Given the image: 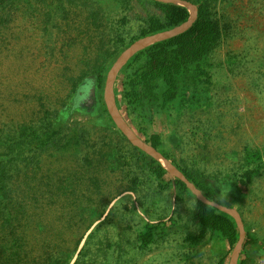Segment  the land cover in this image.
I'll return each mask as SVG.
<instances>
[{
  "label": "rangeland",
  "instance_id": "1",
  "mask_svg": "<svg viewBox=\"0 0 264 264\" xmlns=\"http://www.w3.org/2000/svg\"><path fill=\"white\" fill-rule=\"evenodd\" d=\"M209 1L222 31L221 41L191 68L174 102L165 108L147 105L134 116L129 114L121 100V83L135 64L127 70L123 66L114 77L110 96L137 138L142 140L143 130L147 136L159 134L163 154L216 188L223 204L218 205L238 217L243 238L247 233L255 241L250 253L255 250L254 255L260 256L250 259V264H262L264 0ZM137 4L125 0L4 1L0 8V103L20 101L5 114L21 121L32 112L23 94L42 91L52 99L68 97L55 129L67 137L75 133V126L87 130V145H107L103 149L108 154L100 163L110 169L116 167L118 154L133 155L131 170L123 174L126 177L121 171L103 175L107 180L119 177L109 194L125 192L91 229L96 230L83 256L86 264H218L227 251L218 234H208L196 248L185 242L187 235L197 234L194 199L155 179L147 168L149 160L130 149L129 145L134 146L109 113L115 110L107 99L106 81L112 65L127 49L123 46L137 35L136 17L142 10ZM116 36L121 37L117 45ZM115 50L118 54L108 58ZM99 65L105 77L102 89L97 88L94 75ZM144 235L152 242L142 248ZM231 254L225 264H230Z\"/></svg>",
  "mask_w": 264,
  "mask_h": 264
},
{
  "label": "trees",
  "instance_id": "2",
  "mask_svg": "<svg viewBox=\"0 0 264 264\" xmlns=\"http://www.w3.org/2000/svg\"><path fill=\"white\" fill-rule=\"evenodd\" d=\"M4 1L7 0H0V8H4ZM125 1H136L137 9L142 10L136 17L139 22L137 35L123 49L137 40L183 24L189 18L187 9L177 5L151 4L146 0ZM190 3L196 7L197 15L187 31L137 53L126 65L125 70L135 64V69L124 74L121 83V100L129 114L134 116L147 105L165 108L174 102L180 83L190 76L191 68L206 59L219 45L222 31L210 1ZM115 38L117 45L121 37ZM117 54L118 50H115L108 54V58L112 59ZM103 73L100 65L95 68L98 89H102L105 82ZM22 98L26 108L32 107L27 120L20 121L5 114L21 103L17 99L0 103V264H72L75 256L73 264H86L83 256L96 230L91 232V229L107 217L106 211L111 203L125 192L109 194L117 186L119 177L113 179L110 176L107 180L103 175H113L116 171L123 175L126 169L131 170L133 155L118 154L116 167L110 169L105 163H100V159L108 154L103 149L107 145H87V130L75 126V133L67 137L62 135V130L55 129L57 116L68 97L52 99L38 91L32 96L23 94ZM143 134L142 140L146 144L161 150L159 134L147 136L144 130ZM129 147L149 160L147 168L159 183L171 184L178 193H187L194 199L193 222L197 234L187 235L185 242L196 248L208 234H218L228 246L218 262L225 264L239 241L235 221L196 200L183 182L171 179L154 160L136 147ZM163 155L208 201L223 205L214 186ZM126 160L129 163H125ZM133 175L131 172L130 176ZM84 240L86 242L79 249ZM151 242L149 236L140 238L142 248ZM254 245L255 241L246 233L237 264H250Z\"/></svg>",
  "mask_w": 264,
  "mask_h": 264
},
{
  "label": "water",
  "instance_id": "3",
  "mask_svg": "<svg viewBox=\"0 0 264 264\" xmlns=\"http://www.w3.org/2000/svg\"><path fill=\"white\" fill-rule=\"evenodd\" d=\"M162 3L164 4H173V5H177V6H180V7H183V6H186L184 8H187L189 6V9L193 8L194 6L192 4H188V3H184L180 0H163L161 1ZM183 3L185 5H183ZM196 8V7H195ZM196 15H197V9H196ZM189 20H190V15H189V19L187 22H185L184 26L187 25V27H184L182 26V28L176 30V31H167V32H162V33H157V34H154L152 36H148V37H145V38H142V40H145V39H148V38H154L156 40L155 43H153L152 45L154 44H157V43H160L162 41H165V40H168L170 38H173L177 35H180L182 33H184L185 31H187L191 26L192 24L195 22L196 18L193 20L192 23H189ZM151 45V46H152ZM133 47V44L128 47L121 55L120 57L115 61L114 65L112 66L110 72H109V75H108V78H107V81H106V85H105V92L106 94L108 95L107 96V99L108 101L111 103L112 105V109L113 111L115 110V113H112V112H109L112 119L114 120V122L116 123L117 127L122 131V133L128 138V140L131 142V144L134 146V147H138L140 149H142L144 152H148V149L151 150V151H154L155 149H153L151 146L148 147L145 145L144 142L140 141L139 138H137L133 133L132 131L130 130V128L127 126V124L120 118L117 110L115 109V106H114V101L113 99L111 98L110 96V92H111V87H112V84H113V81H114V77L117 75L119 69L126 63V61H128L133 55H135L136 53H133L132 55H130L127 59H125L123 62H121V59H122V55L125 54L130 48ZM138 53V52H137ZM163 163L165 164L164 167L166 169V171L169 173V175L174 178V177H179V179L186 185V187L197 197V199L208 205V206H211L212 208H215L223 213H227L228 215H230L231 217H233L235 219V221L237 222V225H238V228H239V241L238 243L236 244V246L239 244L240 245V251H241V248H242V243L244 241V238H243V233H242V229H241V225H240V222H239V219L237 216H235L231 211L227 210L226 208H223L221 206H219L218 204L214 203V202H210L208 201L203 195L202 193L197 190L195 188V186L193 184H191L184 176L181 172H179L174 166L168 164L167 162H164ZM235 246V247H236ZM234 247V248H235ZM233 251V250H232ZM240 251H239V254H240ZM239 254H238V257H239ZM238 257L236 259V263L237 264V260H238Z\"/></svg>",
  "mask_w": 264,
  "mask_h": 264
},
{
  "label": "crops",
  "instance_id": "4",
  "mask_svg": "<svg viewBox=\"0 0 264 264\" xmlns=\"http://www.w3.org/2000/svg\"><path fill=\"white\" fill-rule=\"evenodd\" d=\"M193 10H195L196 11V8H195V6L193 7ZM187 11H188V9H187ZM188 13H189V11H188ZM189 15H190V13H189ZM189 19V18H188ZM188 21V20H187ZM184 24L185 23H183V24H180V25H178V26H176V27H173V28H171V29H169V30H167V31H176V30H178V29H180V28H182V26H184ZM167 31H165V32H167ZM162 33V32H161ZM163 42V41H162ZM150 47V46H149ZM148 48V47H147ZM147 48H145V49H147ZM145 49H143V50H145ZM142 50V51H143ZM141 52V51H140ZM139 53V52H138ZM137 54V53H136ZM135 54V55H136ZM135 55H133L128 61H126V63L123 65V66H126L127 64H128V62L135 56ZM141 63H143V61H141ZM114 65V64H113ZM112 65V66H113ZM123 66L119 69V71H118V73L119 72H121V70H122V68H123ZM117 73V74H118ZM157 134V133H156ZM160 138H161V136H160ZM140 141H142V142H144L143 140H141L140 139ZM145 143V142H144ZM145 145L146 146H148V147H150V145H148V144H146L145 143ZM161 148H162V146H161ZM137 149L139 150V151H141L143 154H145L146 156H148L150 159H152V160H154L157 164H159L160 166H161V168L166 172V173H168L167 171H166V169H165V167H164V163H163V161L164 162H167L168 164H170V165H172L173 166V164L161 153V150H160V148H159V150H154V151H151V150H149L148 149V152L146 153V152H144L142 149H140V148H138L137 147ZM168 175H169V173H168ZM168 177H170L171 179H177V180H180L179 179V177H174V178H172L170 175L168 176ZM181 181V180H180ZM182 182V181H181ZM189 192H191L190 190H189ZM191 194H192V196L196 199V200H198L197 199V197L191 192ZM204 196V195H203ZM205 197V196H204ZM199 201V200H198ZM223 213V212H222ZM224 214H226V215H228L227 213H224ZM228 216H230V215H228ZM231 217V216H230ZM234 221H235V219L233 218V217H231ZM235 224H236V226H237V229H238V231H239V228H238V225H237V222L235 221ZM221 238V237H220ZM222 240H223V242H224V244L226 245V248H228V246H227V243H226V241L223 239V238H221ZM257 253V251H255V250H253V254L251 255V257H250V259L252 260V261H254V259H256V258H259V254L258 255H254V254H256ZM259 253H260V251H259ZM257 256V257H256ZM261 263L262 264H264V254L262 255V258H261Z\"/></svg>",
  "mask_w": 264,
  "mask_h": 264
},
{
  "label": "bare ground",
  "instance_id": "5",
  "mask_svg": "<svg viewBox=\"0 0 264 264\" xmlns=\"http://www.w3.org/2000/svg\"><path fill=\"white\" fill-rule=\"evenodd\" d=\"M189 13H190L189 23H192L193 20L196 18V11L193 10V8H191L189 10ZM184 27H187V25L184 26ZM155 42H156V40L154 38H151V39L148 38V39H145V40H142V39L137 40L136 42L133 43V47L130 48L125 54L122 55L121 62H123L125 59H127L133 53L140 52L143 49L151 46ZM239 251H240V245L238 244L232 251L230 264H235L236 263V259L238 257Z\"/></svg>",
  "mask_w": 264,
  "mask_h": 264
}]
</instances>
